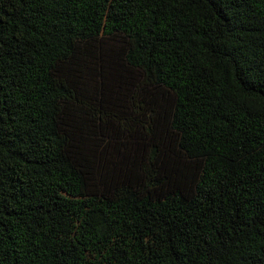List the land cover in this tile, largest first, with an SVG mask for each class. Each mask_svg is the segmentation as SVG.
I'll use <instances>...</instances> for the list:
<instances>
[{
	"label": "trees",
	"instance_id": "obj_1",
	"mask_svg": "<svg viewBox=\"0 0 264 264\" xmlns=\"http://www.w3.org/2000/svg\"><path fill=\"white\" fill-rule=\"evenodd\" d=\"M0 264H264V0H0Z\"/></svg>",
	"mask_w": 264,
	"mask_h": 264
}]
</instances>
